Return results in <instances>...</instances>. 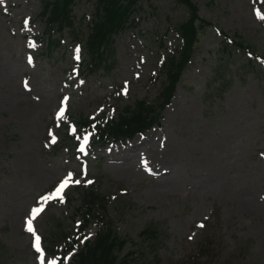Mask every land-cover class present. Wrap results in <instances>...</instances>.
I'll use <instances>...</instances> for the list:
<instances>
[{
    "label": "rangeland",
    "instance_id": "1",
    "mask_svg": "<svg viewBox=\"0 0 264 264\" xmlns=\"http://www.w3.org/2000/svg\"><path fill=\"white\" fill-rule=\"evenodd\" d=\"M193 1L205 19L264 54V20L256 15H264V0ZM41 8L40 0L0 4V264H41L34 235L26 231L32 209L41 204L32 223L44 264H73L51 248L60 245L63 231L76 228L77 191L106 190L108 181L124 189L115 229L134 235L156 223L160 264H182L200 255L206 241L211 245H202V264H264V77L240 65L245 54L213 78L217 40L209 30L202 33L160 124L91 147L90 135L77 133L68 114L113 120L134 99L155 103L163 80L158 62L175 53L173 22L186 10L172 0L139 3L133 21L115 36L111 57L92 69L75 34L87 32L94 0H75L77 30L54 31L53 45L38 19ZM69 173L81 183L63 190V203L42 202ZM115 187L111 191L119 194ZM100 227L93 220L86 237L93 239ZM139 240L137 234L136 250ZM141 261L137 256L131 264Z\"/></svg>",
    "mask_w": 264,
    "mask_h": 264
},
{
    "label": "trees",
    "instance_id": "2",
    "mask_svg": "<svg viewBox=\"0 0 264 264\" xmlns=\"http://www.w3.org/2000/svg\"><path fill=\"white\" fill-rule=\"evenodd\" d=\"M143 1L94 0L96 11L87 32L82 37L75 34V38H79L87 53L88 65L92 69L106 64L108 56L111 57L113 53V36L124 30L129 22L133 21L131 16L139 8V3ZM172 1L178 6L184 5L187 13L183 15V18L173 22L179 52L178 55L165 57L161 63L164 80H161L160 94L156 102H148L145 98L134 99L132 103L119 107L117 116L113 120H108L105 117L88 118L77 113L70 114V118L79 129L92 133L94 145L132 137L136 132L144 131L153 123L159 122L161 110L169 103L176 82L190 62L200 35L206 30H213L219 36L211 67L215 74L212 76L213 78L230 70V65L239 61L244 52H247L248 56L240 61V65L246 69L255 67L257 73L264 77L263 64L253 57L255 55L264 59L263 53H256V49L251 44L235 35L229 36L220 25L205 20L197 4L192 0ZM40 2L42 8L39 19L43 22L44 30L48 36L56 30L63 31L68 28L71 34L77 30L75 17L72 13L75 0H40ZM53 40L49 39L48 42L53 45ZM157 108L159 109L157 110ZM103 200V195L99 193L91 191L84 193L82 209L85 212L79 230L87 225L90 218L97 217L104 222L106 217L104 212L95 210V204L102 203ZM105 205L108 206L107 203ZM103 210H105L104 207ZM156 233L157 228L151 224L140 231L145 240L150 239ZM81 237H61L64 251L76 250L73 256L74 264H130L132 252L122 256L121 253L126 243H129L130 246L133 240L117 234L111 224L106 223L105 229L99 231L94 240H86L83 245L80 244ZM153 247L155 245H149L148 248L152 249ZM151 253L153 262L143 264H159L160 260L157 259L155 251H151ZM2 256L3 254L0 253V259Z\"/></svg>",
    "mask_w": 264,
    "mask_h": 264
},
{
    "label": "snow or ice",
    "instance_id": "3",
    "mask_svg": "<svg viewBox=\"0 0 264 264\" xmlns=\"http://www.w3.org/2000/svg\"><path fill=\"white\" fill-rule=\"evenodd\" d=\"M4 0H0V4H3ZM256 15L259 19L264 20V15H262L258 10L256 11ZM79 48L76 49V52L79 53ZM77 59H79V55H77L76 57ZM31 62V58L30 61ZM25 86L27 87V82L25 83ZM127 90V86L125 87L124 91L126 92ZM67 98H65L66 100ZM64 108L61 107V109L59 110V112L57 113V118H63L64 115ZM88 139L89 137L87 135H85L83 137V140L81 142L80 145V151H84L85 146L88 144ZM55 142V139L53 138V141ZM70 183H76L79 184L81 183L80 180H73V174L69 173L68 176H66L61 182L60 184L54 189V191L52 193H50L48 196L42 197L41 201L46 203L49 200H56L58 199L61 203H63V190L69 186ZM88 183H92L91 181H88ZM43 211V204H41L40 207L37 208H33L31 213H30V219L26 220V231L33 233L34 235V248L37 250L38 253H40V260H41V264H44L45 258L43 256V253L41 251V246H40V237L35 235V230L33 228V223L32 221L37 217V215H39L41 212ZM85 239H87V237H85ZM48 264H56V262L53 261H49Z\"/></svg>",
    "mask_w": 264,
    "mask_h": 264
}]
</instances>
